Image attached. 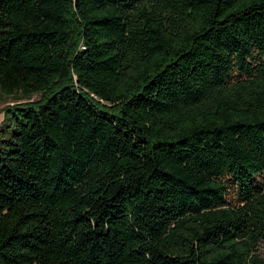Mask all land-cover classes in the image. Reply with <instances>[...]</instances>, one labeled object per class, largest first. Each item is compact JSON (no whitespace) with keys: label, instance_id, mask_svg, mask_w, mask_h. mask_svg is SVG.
<instances>
[{"label":"trees","instance_id":"obj_1","mask_svg":"<svg viewBox=\"0 0 264 264\" xmlns=\"http://www.w3.org/2000/svg\"><path fill=\"white\" fill-rule=\"evenodd\" d=\"M1 100L0 264H264V0H0Z\"/></svg>","mask_w":264,"mask_h":264},{"label":"rangeland","instance_id":"obj_2","mask_svg":"<svg viewBox=\"0 0 264 264\" xmlns=\"http://www.w3.org/2000/svg\"><path fill=\"white\" fill-rule=\"evenodd\" d=\"M37 99V97L36 96H32L31 97V101L32 100H36ZM10 103V101L9 100H7V102H4V101H0V111L2 110V108L6 105V104H9ZM11 104V103H10ZM1 118H2V116H1V113H0V121H1ZM260 251H264V246L263 245H261L260 246Z\"/></svg>","mask_w":264,"mask_h":264}]
</instances>
